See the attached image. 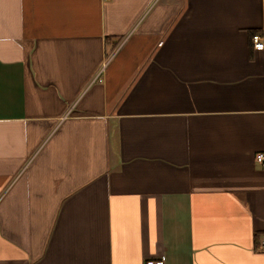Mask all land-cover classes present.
Returning a JSON list of instances; mask_svg holds the SVG:
<instances>
[{"label":"crops","instance_id":"0c3cea01","mask_svg":"<svg viewBox=\"0 0 264 264\" xmlns=\"http://www.w3.org/2000/svg\"><path fill=\"white\" fill-rule=\"evenodd\" d=\"M263 28L264 0H0V264H264Z\"/></svg>","mask_w":264,"mask_h":264},{"label":"built area","instance_id":"2783aa9c","mask_svg":"<svg viewBox=\"0 0 264 264\" xmlns=\"http://www.w3.org/2000/svg\"><path fill=\"white\" fill-rule=\"evenodd\" d=\"M251 45L252 48L256 51L264 50V28L262 29L261 32L254 33L251 36ZM115 52H113L106 61L103 63V65L99 68V70L96 72L95 76L92 79V83H103V75L106 69V66L112 59V56L114 55ZM256 161L258 164L264 165V153H259L256 156ZM146 264H166V259L165 257H162L159 260H151L148 261Z\"/></svg>","mask_w":264,"mask_h":264}]
</instances>
